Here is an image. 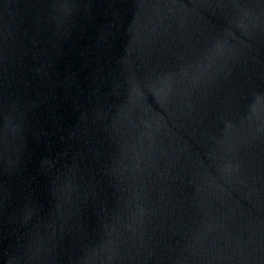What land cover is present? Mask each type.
Wrapping results in <instances>:
<instances>
[{
  "label": "water",
  "instance_id": "water-1",
  "mask_svg": "<svg viewBox=\"0 0 264 264\" xmlns=\"http://www.w3.org/2000/svg\"><path fill=\"white\" fill-rule=\"evenodd\" d=\"M0 264H264V0H0Z\"/></svg>",
  "mask_w": 264,
  "mask_h": 264
}]
</instances>
